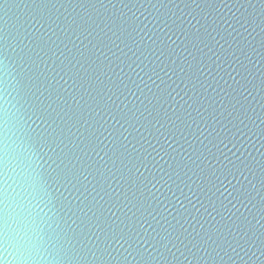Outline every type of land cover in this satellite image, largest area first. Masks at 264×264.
Segmentation results:
<instances>
[{"label":"snow or ice","instance_id":"obj_1","mask_svg":"<svg viewBox=\"0 0 264 264\" xmlns=\"http://www.w3.org/2000/svg\"><path fill=\"white\" fill-rule=\"evenodd\" d=\"M234 2L245 11L231 21L219 14L218 4L228 8L223 0H128L127 12L69 21L56 14L53 0H31L24 4L28 19L10 24L9 12L21 5L0 0V120L8 122L10 66L26 65L23 75L16 71L17 103H28L51 129L44 140L54 153L63 145L55 153L57 181L83 197L77 227L88 233L79 237L103 243L95 251L83 247L82 261L182 264L181 257H191L195 264H217L238 257L241 264H264V160L236 154L243 137L257 136L264 148V128L256 125L264 124V114L249 102L259 95L264 113V69L257 83L248 45L233 48L239 29L264 33V0ZM25 24L39 35L32 37ZM29 37L25 52L20 45ZM13 39L20 48L15 59ZM47 185L39 174L30 194L43 201ZM165 193L179 204L173 208L180 219L161 210L172 202ZM8 195L0 189V249L31 264L23 219L19 230L9 223ZM47 204L55 207L51 199ZM181 219L211 227L194 236Z\"/></svg>","mask_w":264,"mask_h":264},{"label":"water","instance_id":"obj_2","mask_svg":"<svg viewBox=\"0 0 264 264\" xmlns=\"http://www.w3.org/2000/svg\"><path fill=\"white\" fill-rule=\"evenodd\" d=\"M30 2L31 0H17V3L21 6L19 8L13 7L9 12V16L11 17L9 21L10 24L15 23L17 18L20 19L21 23H24V21L28 19V10L24 7V4ZM53 2L57 4V8L59 9V12L56 14L59 15L63 13L64 16H67L68 20L71 21L73 17L78 19L79 16L87 17L89 14L93 17L99 15V17L102 18L111 15L113 12L118 13L120 9L127 12V9L123 8V4L127 3L128 0H72L71 5H69L68 0H59V2L53 0ZM223 2L228 5V8L223 7L222 4H218V8L219 14H221L224 19H229V21H231V17L234 13L239 16L245 11L244 8H240L239 4L235 3L234 0H223ZM61 3H63L65 7H60ZM92 5H95V7L93 8ZM113 5L115 7H113ZM65 8H67V11H65ZM229 8H231V10H229ZM237 9L239 10L237 11ZM258 9L259 4H257L256 12L257 24H259ZM248 12H252V9H248ZM61 19H63V16ZM25 27L28 28V32L32 33V37L39 35L35 28L29 27L28 24H25ZM223 27H227V25ZM237 28H239L238 25ZM21 31H23V29H21ZM249 31H251V29H249ZM239 32L242 33V35L233 34L235 37L233 48H236L238 44L240 46L245 44L248 45L247 50L253 61V65H250V67L256 69L258 83L260 70L264 69V60H261V56L264 55V49L260 46L261 38L264 36V33L260 32L259 27H257L255 31H252L251 35L243 29H239ZM32 37L24 39L23 43L20 45V47L25 49V52L31 47L29 40ZM73 39L75 40V36H73ZM230 40H232V38H230ZM11 43L15 50L9 49V54L15 59L16 54L20 52V48L15 47L16 41L14 39L11 40ZM76 43L80 45V47H83L79 40H77ZM84 44H87V41H84ZM25 45L28 47H25ZM69 47L72 46L69 45ZM253 49H255V53H253ZM109 55H111V53H109ZM49 63H51V61H49ZM245 63H247V61H245ZM10 70L11 75L9 76L8 89L10 95L6 98L8 100L6 105L8 110V122L5 124L3 120H0V189H6L9 194V223L13 228L19 230L17 222L21 218L23 219L24 224L22 226L28 232L33 249L32 255L35 257V259L31 261V264H91V257L88 258V262H84L80 259L86 255V252L82 251V248L86 246L95 251L96 245L100 244V247H103V243L98 241L95 236L87 235V238L85 236L79 237L81 232L88 233V229L85 228L84 225L77 227L79 224L77 216L83 215L79 211V206H82L81 201L83 197L79 196V193H77L71 185L65 184L63 181H57V173L59 170L56 168V165L59 164V160L56 158L55 153H59L63 145H61L60 148H56L54 153L52 148L55 146H50L49 143L44 140L51 132V129L48 128L47 124L36 119L35 116H32L33 108L28 103L24 101L17 103L18 98L16 99V93L13 90L16 84V71H20L21 75H23V73L27 71V66H23L22 69L15 68V66L12 68L10 66ZM51 83L54 84L55 81H51ZM62 83L63 82H61V84ZM57 87H60V85H57ZM65 87L68 93L73 92L71 87ZM69 102L71 103V100ZM249 102L256 108L257 113L264 114L259 107V102H261L259 95H257L255 101L249 98ZM2 103L3 102L0 101V104ZM30 116H32V119H29ZM25 120L28 121L27 124L23 123ZM33 121H35V123H33ZM256 125H259L260 128H264V124H260L259 120H256ZM250 127H252L251 124ZM73 131H75V129H73ZM239 139L240 143L237 144V148H239L240 151L236 153L237 155L241 153L244 155L251 153L257 161L264 160V155H261L264 153V148L260 147L262 142L261 139L257 136H252L250 140L248 137ZM229 147H231V145H229ZM65 151H67V149H65ZM233 151H236V149H233ZM54 160L56 163H53ZM39 174H43L48 180L47 187L49 197H46L43 201L38 198L34 199L30 194L32 191L30 183L33 180L38 181ZM80 191L83 192V189H80ZM162 191L165 190L162 189ZM165 194L172 199L170 193ZM85 195H87V193H85ZM78 196L79 199L77 198ZM48 199L53 201L55 207H53L52 204H47ZM165 205L166 210L164 205L161 206V210H164L166 215H168L169 212H171L172 215H177L176 208H173V206L179 207V204L174 199H172L171 204L165 201ZM22 206H26L31 214H29V211H23ZM2 207L3 205L0 204V208ZM241 212H244V209H241ZM21 213H23V215H21ZM89 215L91 214L89 213ZM172 215L168 216L169 220L172 219ZM245 215H247L246 212ZM227 216L228 213H225L226 218ZM177 219H180L179 215H177ZM217 219H219V217H217ZM74 220H76V223H73ZM172 223L176 224V221L173 220ZM181 223H183L184 227L194 236L197 233L202 234L204 230L211 227V224H205L204 229H201L194 221L189 220V222H185L184 219H181ZM177 227L179 228L178 225ZM91 232L97 233V230L91 228ZM77 238H79V241ZM163 243H167V241ZM253 250L255 249L253 248ZM97 255H99V253H97ZM113 255H115V253H113ZM200 255H204V253L201 252ZM240 255H243V253H240ZM180 259L182 264H190L191 262V257H189L187 261L184 260L183 257ZM245 259H247V257H245ZM0 264H23V262L14 261L7 252L0 249ZM113 264H124V262L118 257L113 261ZM129 264H132L131 258H129ZM172 264H177V262L173 260ZM191 264H195V262H191ZM201 264H205V262L202 261ZM217 264H241V261L238 257L234 258L233 261H229L228 258L225 257L223 261L217 260ZM248 264H253V261H248ZM255 264H259V261H255Z\"/></svg>","mask_w":264,"mask_h":264}]
</instances>
